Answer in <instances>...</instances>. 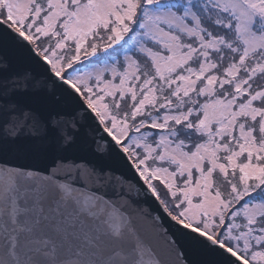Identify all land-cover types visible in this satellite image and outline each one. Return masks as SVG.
Masks as SVG:
<instances>
[{
	"label": "snow or ice",
	"instance_id": "6c2138e0",
	"mask_svg": "<svg viewBox=\"0 0 264 264\" xmlns=\"http://www.w3.org/2000/svg\"><path fill=\"white\" fill-rule=\"evenodd\" d=\"M0 264H264V0H0Z\"/></svg>",
	"mask_w": 264,
	"mask_h": 264
}]
</instances>
